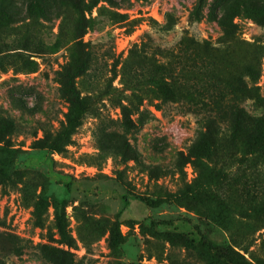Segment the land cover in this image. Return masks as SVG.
I'll return each mask as SVG.
<instances>
[{
    "label": "rangeland",
    "instance_id": "374dc122",
    "mask_svg": "<svg viewBox=\"0 0 264 264\" xmlns=\"http://www.w3.org/2000/svg\"><path fill=\"white\" fill-rule=\"evenodd\" d=\"M111 1L0 0V264H264L245 136L188 154L264 111V0Z\"/></svg>",
    "mask_w": 264,
    "mask_h": 264
},
{
    "label": "trees",
    "instance_id": "16d2710c",
    "mask_svg": "<svg viewBox=\"0 0 264 264\" xmlns=\"http://www.w3.org/2000/svg\"><path fill=\"white\" fill-rule=\"evenodd\" d=\"M99 0H87L88 7L94 6ZM202 0H197V4L200 5ZM107 2H112L107 0ZM114 2V1H113ZM197 6H195L190 15L193 18L197 17ZM40 97L35 96L38 100ZM13 103L21 110L33 113L38 110V102L28 105L23 98L19 96L12 97ZM201 113H203V123L205 130L199 132L197 138L191 143L188 148L189 157L191 162H198L201 157L205 159L210 158L211 152L214 150L216 141L219 139V124L227 123L229 127V133L226 138L231 145L239 138L240 134L244 135L243 145L249 147V153L257 156L260 163L264 165V111L255 116H249L241 107H237L234 104L221 100L213 99L211 101H195L192 103ZM135 106V103H132ZM121 109L127 110L131 113L132 109L130 105H122ZM136 112V107L133 108ZM140 114H142L140 112ZM216 128H218L216 133ZM214 146V147H213ZM4 180L0 175V183ZM232 255H238L237 252L229 250Z\"/></svg>",
    "mask_w": 264,
    "mask_h": 264
}]
</instances>
